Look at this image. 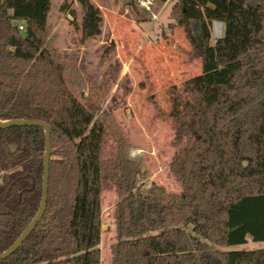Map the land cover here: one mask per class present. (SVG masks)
I'll list each match as a JSON object with an SVG mask.
<instances>
[{
    "label": "trees",
    "instance_id": "trees-1",
    "mask_svg": "<svg viewBox=\"0 0 264 264\" xmlns=\"http://www.w3.org/2000/svg\"><path fill=\"white\" fill-rule=\"evenodd\" d=\"M76 2L81 40L96 38L99 8ZM50 11L51 0H0V121L50 129L45 211L0 264H101V195L110 190V264H264V249L228 250L264 242V0H174L169 28L182 31L188 63L200 62L203 87L183 116L166 113L178 194L142 191L123 130L72 94L100 89L48 39ZM214 23L222 34L211 44ZM44 152L41 127L0 128V255L39 210Z\"/></svg>",
    "mask_w": 264,
    "mask_h": 264
},
{
    "label": "rangeland",
    "instance_id": "rangeland-1",
    "mask_svg": "<svg viewBox=\"0 0 264 264\" xmlns=\"http://www.w3.org/2000/svg\"><path fill=\"white\" fill-rule=\"evenodd\" d=\"M102 15L100 35L81 40L77 26L81 11L76 0H51L48 39L70 65L80 68L99 91L70 88L85 104L86 96L97 109L96 117L110 115L130 141L129 158L141 164L138 186H158L178 194L180 186L170 174L173 130L167 112L183 116L192 105V93H203L200 62L188 63L189 49L180 29H170L174 0H153L146 11L139 0H90ZM64 5L67 13H61ZM69 11H74L72 17ZM222 34V28H221ZM221 36V35H220ZM211 44L219 36L211 29ZM115 192L101 195V264H110V246L116 236L113 212ZM264 249L251 240L228 250Z\"/></svg>",
    "mask_w": 264,
    "mask_h": 264
},
{
    "label": "water",
    "instance_id": "water-1",
    "mask_svg": "<svg viewBox=\"0 0 264 264\" xmlns=\"http://www.w3.org/2000/svg\"><path fill=\"white\" fill-rule=\"evenodd\" d=\"M219 24L222 28L221 23H214ZM221 36L218 37V39ZM10 126H38L41 127L44 131L45 136V152H44V159H43V179H42V196L41 202L39 206V210L32 220V222L27 226V228L22 232L20 237L16 240V242L4 253L0 255V261L6 259L10 255L13 254L15 250H17L27 236L33 231L36 227L37 223L40 221L46 207V200H47V186H48V179H49V159H50V129L47 124L43 123L42 121L38 120H12L7 122L0 121V128H6Z\"/></svg>",
    "mask_w": 264,
    "mask_h": 264
},
{
    "label": "built area",
    "instance_id": "built-area-1",
    "mask_svg": "<svg viewBox=\"0 0 264 264\" xmlns=\"http://www.w3.org/2000/svg\"><path fill=\"white\" fill-rule=\"evenodd\" d=\"M153 0H139L140 7L146 11L149 10V6L152 4ZM23 27L19 25V30H22Z\"/></svg>",
    "mask_w": 264,
    "mask_h": 264
},
{
    "label": "bare ground",
    "instance_id": "bare-ground-1",
    "mask_svg": "<svg viewBox=\"0 0 264 264\" xmlns=\"http://www.w3.org/2000/svg\"><path fill=\"white\" fill-rule=\"evenodd\" d=\"M215 35L220 36L221 35V26L219 24L214 25Z\"/></svg>",
    "mask_w": 264,
    "mask_h": 264
}]
</instances>
